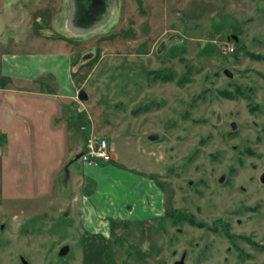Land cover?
I'll return each mask as SVG.
<instances>
[{"label": "rangeland", "instance_id": "374dc122", "mask_svg": "<svg viewBox=\"0 0 264 264\" xmlns=\"http://www.w3.org/2000/svg\"><path fill=\"white\" fill-rule=\"evenodd\" d=\"M103 3L83 28L72 0L0 13V54L68 51L73 81L0 91V264H264V0ZM90 135L116 159L68 158Z\"/></svg>", "mask_w": 264, "mask_h": 264}, {"label": "crops", "instance_id": "0c3cea01", "mask_svg": "<svg viewBox=\"0 0 264 264\" xmlns=\"http://www.w3.org/2000/svg\"><path fill=\"white\" fill-rule=\"evenodd\" d=\"M8 2H11V3L9 4ZM1 3L2 4L4 3V6L0 4V7L2 6L0 8V13H5V16L4 18H2V20H4L5 23H9V22L12 23L13 17H14L13 8H12L13 6H11L12 0H3V2ZM70 67H71V59H70V53L68 51H64V52L59 51L55 54L50 53L47 50H44V53L3 52L0 54V77L5 80V84L0 85V91L5 92V94L7 95L10 93V95L8 96L12 98L13 90H14V87H13L14 83H16V85H20L22 88H27L29 87L30 83L32 84L34 81L39 82L41 78L48 77L49 80L51 78L55 79L56 86L54 89L57 90L56 96L60 98L68 97L67 94L70 93V87L73 84V81L71 80V75L68 74ZM75 150L76 149H73V148L69 150L68 158H72L74 156L73 159H75V156L79 152H81L83 149H81L80 151L79 150L75 151ZM112 159L114 160L116 159V157L113 156ZM85 165L86 167L95 168V167H98L100 164L99 165L85 164ZM100 175L101 173L97 171H94V174L86 175L85 177H83L84 185H86V183L90 180L89 183L92 185H95L96 192H98L99 191L98 189H100L99 184L97 182L96 184L91 183L92 182L91 176H93L94 181H95L96 177ZM99 178H101V176ZM101 198L102 197L100 196L99 200ZM84 201L89 202L88 195L84 196ZM149 205L152 208L153 214H155L156 212H154V209L151 203ZM91 207L93 208V205H91ZM160 209H157V210H160ZM99 210L101 212L105 211L103 206ZM117 212L123 213L128 218H131V214L133 213L130 207L128 210H126L123 205H120L119 207H115L114 209H109L106 211L107 215H111V216H114V214ZM152 212L150 213V215L152 214ZM95 230L96 229L94 228V229H91L90 231L94 232Z\"/></svg>", "mask_w": 264, "mask_h": 264}, {"label": "built area", "instance_id": "2783aa9c", "mask_svg": "<svg viewBox=\"0 0 264 264\" xmlns=\"http://www.w3.org/2000/svg\"><path fill=\"white\" fill-rule=\"evenodd\" d=\"M112 145L105 137L90 135L84 142L81 160L87 165L111 161Z\"/></svg>", "mask_w": 264, "mask_h": 264}, {"label": "flooded vegetation", "instance_id": "af4514ba", "mask_svg": "<svg viewBox=\"0 0 264 264\" xmlns=\"http://www.w3.org/2000/svg\"><path fill=\"white\" fill-rule=\"evenodd\" d=\"M72 6V21L75 28L76 26L83 28L86 24L93 25L98 22L106 9L103 0H72ZM79 20H82L83 24H77Z\"/></svg>", "mask_w": 264, "mask_h": 264}, {"label": "trees", "instance_id": "16d2710c", "mask_svg": "<svg viewBox=\"0 0 264 264\" xmlns=\"http://www.w3.org/2000/svg\"><path fill=\"white\" fill-rule=\"evenodd\" d=\"M165 71V72H163ZM149 74V73H148ZM151 74H154V77L153 79H159V80H163V81H167V80H173L174 79V72L171 71V70H163V69H160V70H153L151 72ZM150 75V74H149ZM187 80V76L185 75L183 78L177 80V83L179 85H182L185 81ZM222 95L224 97H229V98H232L234 97L235 95H237L236 93H243L242 91H238L236 92L235 94L233 92H229V91H221ZM180 214L177 213V211L175 209H171L170 207H167L165 208V211H164V214L162 216V218H170L172 219V222L174 223H177L178 221H187L189 222L190 224L192 225H197L195 221L192 220H189V218H182L179 216Z\"/></svg>", "mask_w": 264, "mask_h": 264}, {"label": "water", "instance_id": "95a60500", "mask_svg": "<svg viewBox=\"0 0 264 264\" xmlns=\"http://www.w3.org/2000/svg\"><path fill=\"white\" fill-rule=\"evenodd\" d=\"M77 96L80 100H86L88 98V95L85 90L81 89L78 91ZM81 155V152H79L76 156L75 159H78ZM261 180L264 182V174L261 176Z\"/></svg>", "mask_w": 264, "mask_h": 264}]
</instances>
